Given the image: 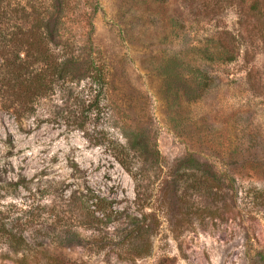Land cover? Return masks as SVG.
<instances>
[{
    "label": "rangeland",
    "instance_id": "374dc122",
    "mask_svg": "<svg viewBox=\"0 0 264 264\" xmlns=\"http://www.w3.org/2000/svg\"><path fill=\"white\" fill-rule=\"evenodd\" d=\"M256 1L0 0V264H264Z\"/></svg>",
    "mask_w": 264,
    "mask_h": 264
},
{
    "label": "trees",
    "instance_id": "16d2710c",
    "mask_svg": "<svg viewBox=\"0 0 264 264\" xmlns=\"http://www.w3.org/2000/svg\"><path fill=\"white\" fill-rule=\"evenodd\" d=\"M262 4V3H261ZM259 5V2L256 1L254 5L251 6L252 10L258 11L257 6ZM263 5V4H262ZM259 14H261V10L258 11ZM264 18V12L261 14ZM25 45V43H23ZM27 50H35L39 51L38 44L36 43H27ZM93 79L100 85L104 84V78L103 74L100 72L99 69L95 68L93 65ZM41 79L39 77L37 81V85L41 86ZM27 82L25 88V94L26 97H31L34 93L33 89V83L35 84V81H31V77L29 79L23 81ZM38 88V89H39ZM92 200L93 206H95V211L92 212V214H101V220H111L113 215H115L117 212L113 211H107L105 207H107V203L110 202L106 201L105 199L101 198L100 196L92 197L87 199L86 206L88 207L89 201ZM94 200V201H93ZM87 207H85L87 209ZM11 209H14L15 212H12L7 209V211L0 209V246L2 244L9 245L10 249L12 250V253H17L20 251H25L28 249V241L31 240V235L29 232L37 229L39 226L44 227L45 222L40 219L41 217H35L33 215L32 210L27 209H18L15 206H12ZM87 211L91 214L89 209ZM111 212V213H108ZM13 213V214H12ZM53 214V211L51 212V215ZM53 217V215L51 216ZM28 237H27V236ZM127 240V239H126Z\"/></svg>",
    "mask_w": 264,
    "mask_h": 264
}]
</instances>
